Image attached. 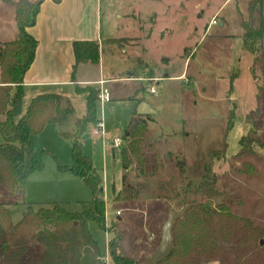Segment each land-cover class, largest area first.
Here are the masks:
<instances>
[{"label": "rangeland", "instance_id": "rangeland-1", "mask_svg": "<svg viewBox=\"0 0 264 264\" xmlns=\"http://www.w3.org/2000/svg\"><path fill=\"white\" fill-rule=\"evenodd\" d=\"M248 5L249 0H100L102 76L145 72L169 78L106 83L112 97L103 104L97 101V116L108 137L94 135L91 124L80 137L83 153L102 179L98 195L105 202L107 230L94 221L88 227L105 264H116L107 250L115 234L123 255L146 263L168 214L187 206L223 205L250 222V228L264 230V40L252 42L255 52L243 47ZM261 16L264 19V5ZM261 16L253 10V26ZM4 26L10 31V23ZM183 71L186 78H170ZM88 73L98 77L99 70L94 66ZM78 94L59 132L57 124L50 123L33 137L36 147L49 151L43 168L29 175L23 191L14 195L0 185V201L8 205L13 223L27 206L59 205L77 213L82 201L93 199L81 178L58 167L73 165L72 139L60 132L72 131L74 119L85 111V93ZM140 101L153 111L152 118H146L142 144L159 164L152 175H142L132 155L125 171L119 149L113 155V147L106 144L117 136L125 146L126 129ZM179 162L186 177L180 185H191L180 197L166 196L159 187L178 175ZM247 241L242 257L257 255L259 249Z\"/></svg>", "mask_w": 264, "mask_h": 264}, {"label": "trees", "instance_id": "trees-1", "mask_svg": "<svg viewBox=\"0 0 264 264\" xmlns=\"http://www.w3.org/2000/svg\"><path fill=\"white\" fill-rule=\"evenodd\" d=\"M3 1L14 8L17 32L13 40L0 42V185L8 195H14L23 191L29 175L43 168V157L49 152L36 147L33 137L47 124L58 123L69 116L72 108L67 99L46 93L32 97L25 112L22 111L23 78L33 62L38 44L29 28L35 25L43 0ZM53 1L58 3L60 0ZM263 5L264 0H249L250 18L242 22L245 30L243 47L249 52L257 50L253 41L264 40ZM253 10L261 16L257 26L252 25ZM72 48V74L79 63H98L100 45L96 40H76ZM76 92L85 93V113L75 121L72 131L61 132L72 139L73 165L58 167L81 178L93 199L82 201L77 213L64 210L59 205L27 206L16 223L12 221L8 205L0 201V264H105L88 227V223L94 221L107 230L105 202L98 195L102 190V179L80 144L82 132L99 119V90L94 85L77 84ZM146 129V119L134 115L126 129L125 146L118 148L125 171L130 166V155L137 159L140 172H144L142 175L149 172L152 175L158 170L156 157L147 156L142 146ZM255 141L259 142L258 139ZM178 168L177 176H171L164 185H160V193H168L166 196L175 198L185 194L191 182L180 185L179 181L184 182L186 178L185 165L179 162ZM124 178L125 175L123 184ZM122 191L126 192L125 189ZM218 207L204 204L187 206L174 221L173 249L159 264H208L211 260H218L220 264H264V246L261 243L264 230H254L250 228V222L239 219L227 207ZM244 240L253 241V246L259 249L257 255L249 253L242 257L243 249L246 251V246L250 245ZM107 242L108 255L114 263L148 264L123 255L118 235ZM235 251L239 253L235 255Z\"/></svg>", "mask_w": 264, "mask_h": 264}, {"label": "crops", "instance_id": "crops-1", "mask_svg": "<svg viewBox=\"0 0 264 264\" xmlns=\"http://www.w3.org/2000/svg\"><path fill=\"white\" fill-rule=\"evenodd\" d=\"M2 3L0 4V42H6L13 40L17 32V26L14 19V8L5 1ZM99 3L100 0H60L58 3L53 0H43L36 16L35 25L29 28L30 33L38 40V44L35 49L33 62L23 78L22 107L24 103H29L31 98L36 95L54 93L70 102L72 108L71 115L74 111L75 99H78L79 96L76 92L77 84L80 86L94 85L98 89L99 86L96 82L99 80H105L106 87V83L109 82L116 83L135 80L139 82H152L150 79L153 78L156 80L168 78L167 75L160 77L157 74L146 75L145 72L139 75L132 72L128 76L111 75L105 78L102 76L105 74V69L103 68L100 52L98 63H79L72 74V65L74 63L72 45L74 41L96 40L100 46L101 43L103 44ZM5 5L11 8H7ZM4 12H7L8 17ZM9 23L11 24V28L6 33L4 25H8ZM94 66L99 70L98 77H92L88 73L89 69L91 70ZM182 77H185L184 71L178 76L170 78L179 79ZM111 97L110 92V99ZM79 103L81 105L80 109H84L82 101ZM83 112L85 113V111ZM149 114L139 115L136 113L137 116L144 119L147 117L152 118ZM67 119L68 117L63 118L62 121L55 123L57 125L53 123L58 132L61 123ZM74 120L77 121V117ZM74 120L72 119V121Z\"/></svg>", "mask_w": 264, "mask_h": 264}, {"label": "water", "instance_id": "water-1", "mask_svg": "<svg viewBox=\"0 0 264 264\" xmlns=\"http://www.w3.org/2000/svg\"><path fill=\"white\" fill-rule=\"evenodd\" d=\"M136 113L142 115L153 113V111L150 109L147 103L142 101L139 104ZM112 152L114 155L115 149H113ZM183 213L184 210H180L178 212H170L168 214L167 218L162 223L159 244L152 252L148 253L146 256L148 264H159L164 258L168 257V255L171 253L173 249L172 230L175 225L174 221ZM261 243L263 242L261 241Z\"/></svg>", "mask_w": 264, "mask_h": 264}, {"label": "built area", "instance_id": "built-area-1", "mask_svg": "<svg viewBox=\"0 0 264 264\" xmlns=\"http://www.w3.org/2000/svg\"><path fill=\"white\" fill-rule=\"evenodd\" d=\"M212 23L215 24L216 20L214 19ZM150 80L155 81L156 79L153 78ZM105 82H106L105 80H99L96 82L97 85L99 86L98 100L100 101L101 104L110 101V91L105 87ZM150 92L151 93L154 92L153 87L150 88ZM92 132L94 135H102L104 138L108 137L107 132L104 131L103 121L100 118L96 122H94ZM121 142L122 140L119 137L115 136L111 139L110 144L108 143V141L106 142V144L110 145L114 149H117L121 145Z\"/></svg>", "mask_w": 264, "mask_h": 264}]
</instances>
